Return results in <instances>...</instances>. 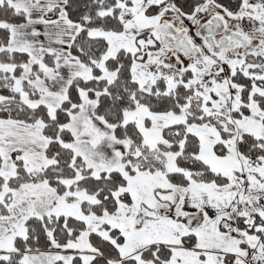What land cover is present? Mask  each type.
Wrapping results in <instances>:
<instances>
[{"label": "snow or ice", "instance_id": "1", "mask_svg": "<svg viewBox=\"0 0 264 264\" xmlns=\"http://www.w3.org/2000/svg\"><path fill=\"white\" fill-rule=\"evenodd\" d=\"M0 264H264V0H0Z\"/></svg>", "mask_w": 264, "mask_h": 264}]
</instances>
